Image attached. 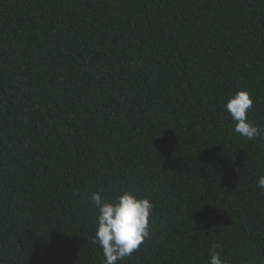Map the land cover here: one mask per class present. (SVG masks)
<instances>
[{
	"label": "trees",
	"instance_id": "16d2710c",
	"mask_svg": "<svg viewBox=\"0 0 264 264\" xmlns=\"http://www.w3.org/2000/svg\"><path fill=\"white\" fill-rule=\"evenodd\" d=\"M264 0H0V264H102L94 192L154 204L118 264H264Z\"/></svg>",
	"mask_w": 264,
	"mask_h": 264
},
{
	"label": "clouds",
	"instance_id": "9594fccd",
	"mask_svg": "<svg viewBox=\"0 0 264 264\" xmlns=\"http://www.w3.org/2000/svg\"><path fill=\"white\" fill-rule=\"evenodd\" d=\"M253 99L247 90H238L230 96L225 109L234 124L233 131L248 140L264 135L248 113ZM256 186L264 190V175L257 179ZM99 215L92 243L103 250L102 264H118L138 250L150 235V218L155 204L148 197H139L132 191L124 190L112 200L105 199L99 192L91 195ZM221 246L213 244L209 250L208 264H226L218 251Z\"/></svg>",
	"mask_w": 264,
	"mask_h": 264
}]
</instances>
